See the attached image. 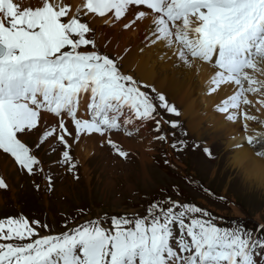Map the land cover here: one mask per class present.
Masks as SVG:
<instances>
[{"label":"snow or ice","instance_id":"snow-or-ice-1","mask_svg":"<svg viewBox=\"0 0 264 264\" xmlns=\"http://www.w3.org/2000/svg\"><path fill=\"white\" fill-rule=\"evenodd\" d=\"M94 17L122 30L144 25V46L162 45L178 64H211L212 92L236 88L218 109L229 121L236 120L231 109L251 103L246 94L264 96V79L257 77H264V0H83L75 10L63 0L35 7L0 0V152L29 176L42 175L49 188L53 174L37 155L42 148L56 156L48 168L78 179L79 160L70 150L93 134L121 158L129 152L114 135L132 137L148 124L154 141L177 153L188 147L178 120L167 118L180 111L165 92L127 74L124 56L111 57L110 41L100 50L90 35ZM244 119L257 118L245 113ZM246 145L264 161V138L248 135ZM8 187L0 176V189ZM221 219L170 197L153 200L143 216L69 219L59 234H41L51 229L39 219L7 216L0 218V264H264V224L253 230L235 221L220 226Z\"/></svg>","mask_w":264,"mask_h":264},{"label":"rangeland","instance_id":"rangeland-1","mask_svg":"<svg viewBox=\"0 0 264 264\" xmlns=\"http://www.w3.org/2000/svg\"><path fill=\"white\" fill-rule=\"evenodd\" d=\"M90 35L99 37L96 32ZM193 104H197L195 100ZM261 112H264V109ZM176 120L183 132L188 133L194 141L201 139L208 142L214 156V159L206 160L199 152H190L183 161V168L205 187L228 198L233 202L234 207L217 206L193 193H190L188 200L210 207L224 216L235 218L233 212L237 211L239 217L252 224H257V221L264 224V191H247L240 181H234V176H230L229 161L226 158L229 149L224 148L226 139L223 135L219 134L220 137L211 141L214 129L211 130V124L204 123L200 138H197L187 128L185 119L178 117ZM28 143L31 144L32 141ZM71 150L76 156L73 147ZM134 153L137 159L131 156L123 163L111 158L113 162H110L109 167L113 168L112 172L107 171L108 163L105 165V158H107L105 154L95 156L90 153L86 155L87 158L84 161H80L83 159L79 158L83 175H80L78 171L76 176L79 178L74 179L72 175L60 177L61 172L55 166L48 168L56 156L55 154L45 155V150L42 148L37 155L43 159L46 169L53 174L52 187L49 188L48 182L43 181L41 177L27 176L15 168L13 171L11 165H8L4 172H0L9 185L7 189L0 191V218L23 214L29 219L46 222L56 231L57 226L63 224L64 220L72 219L71 215L76 210L88 209L89 215L120 213L129 209L128 205L123 204L125 200L132 201L133 194L136 192L154 196L160 188H166L169 184H179L168 178L159 167L152 163L145 166L146 176L143 177L138 163L140 152ZM146 159L148 161V158ZM33 182L39 185L38 189L32 185Z\"/></svg>","mask_w":264,"mask_h":264},{"label":"bare ground","instance_id":"bare-ground-1","mask_svg":"<svg viewBox=\"0 0 264 264\" xmlns=\"http://www.w3.org/2000/svg\"><path fill=\"white\" fill-rule=\"evenodd\" d=\"M63 3L71 4L74 9L80 3V0H63ZM39 4L40 0H24L25 7H35ZM92 26L94 32L99 36L95 37L99 45H104L106 40L110 41V53L124 56L123 68L126 73L139 78L143 82L152 84L166 93L168 99L181 110L180 117L186 120V126L191 133L200 138L202 125L209 123L211 124V130L214 129V132L212 131L214 136L211 137V141L216 140L220 137L219 134H222L223 138L226 139L224 148H235L228 151L226 157L229 161L228 171L231 173L230 176H234V181H240L247 191H264V161L256 158L253 155V150L242 143L243 134L239 120V110H230V113L236 116L235 121H229L227 114L213 112V108L219 102L235 93V86L221 85L216 92H212L211 89L214 87L212 78L215 72L212 66L195 60H191L189 65L184 66L182 63L178 64L177 57L172 56L171 52L163 48L162 45L145 47L144 25H141L140 29L136 31L122 30L119 24L110 27L104 23V18L94 17ZM142 47L144 48L143 52L140 51ZM126 48L128 49L127 52L124 51ZM104 51H106L105 48ZM257 76L259 79H264L258 74ZM193 100L196 101V105L193 104ZM253 107L251 103L246 108L253 109ZM252 112L259 118L254 128L264 131V112L259 109H254ZM113 138L130 151L131 155L129 157L133 156L134 159H137L134 152H140L138 163L142 175L145 177V166L151 162L146 159L143 145L134 139L119 134L114 135ZM101 139L96 134L86 139L82 138L80 142L73 145L76 156L72 153V150H70V153L78 160H80L79 158L83 159L80 161H84L87 158L86 155L90 153L95 156L101 155V153L102 155L105 154L107 156L105 165L108 163L106 165L107 171L112 172L113 168L109 167L110 162H113L111 158L115 161L118 159L111 155L110 150L105 145L100 147ZM200 140L198 139V141ZM243 153H247V155ZM8 165H11V170L14 169L11 162L0 154V172H4ZM78 171L80 175H83L80 162ZM235 212L237 213V211L233 212L234 216L239 217V214ZM257 223L259 222L257 221Z\"/></svg>","mask_w":264,"mask_h":264},{"label":"clouds","instance_id":"clouds-1","mask_svg":"<svg viewBox=\"0 0 264 264\" xmlns=\"http://www.w3.org/2000/svg\"><path fill=\"white\" fill-rule=\"evenodd\" d=\"M243 154L247 155V153H243ZM241 174H242V173H241Z\"/></svg>","mask_w":264,"mask_h":264}]
</instances>
